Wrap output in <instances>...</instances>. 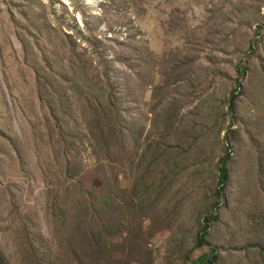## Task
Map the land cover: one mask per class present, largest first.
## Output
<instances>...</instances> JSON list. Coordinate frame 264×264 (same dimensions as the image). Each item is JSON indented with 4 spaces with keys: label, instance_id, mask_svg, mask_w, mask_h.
<instances>
[{
    "label": "rangeland",
    "instance_id": "rangeland-1",
    "mask_svg": "<svg viewBox=\"0 0 264 264\" xmlns=\"http://www.w3.org/2000/svg\"><path fill=\"white\" fill-rule=\"evenodd\" d=\"M263 18L264 0H0V253L6 263L24 260L16 245L21 224L30 228L35 242L40 233L58 254L56 234L44 216L48 169L56 158L49 142L55 145L58 140L57 132L49 138L48 128L56 123L49 108L52 97L61 95L72 108L77 105L65 80L71 78L67 72L72 52L95 57L92 46L75 33L81 30L89 37L87 22L99 39L97 49L118 63H113V82L127 117L142 136L141 152L133 159L141 169L115 175L120 189L132 191L141 179L151 182L163 174L170 175L172 185L163 186L158 203L145 212L140 211L143 200L130 204L127 194L129 206H122L123 215L110 235L111 254L99 256L89 246L77 252L76 260L203 264L210 251L197 248L196 239L215 201L218 162L229 126L224 105L236 80L235 66ZM65 40L74 50L63 46ZM177 65L181 69L173 73ZM148 66L154 69L152 75ZM249 68L232 128L231 180L208 238L220 264H263L259 251L249 248L264 247V42ZM173 104L181 111L179 119L172 116V130L166 133L167 111ZM67 117L63 122L71 124L77 139L73 152L86 169L73 181L83 191L103 195L94 183L104 177L92 170L98 153L96 126L78 120L76 112ZM157 121L161 126L154 129ZM149 138L159 146L155 156L150 154L158 160L154 168L145 160ZM106 178L110 181L109 175ZM82 243L81 238L78 245ZM60 253L63 264H76L67 248Z\"/></svg>",
    "mask_w": 264,
    "mask_h": 264
},
{
    "label": "trees",
    "instance_id": "trees-1",
    "mask_svg": "<svg viewBox=\"0 0 264 264\" xmlns=\"http://www.w3.org/2000/svg\"><path fill=\"white\" fill-rule=\"evenodd\" d=\"M85 29L89 33V37L81 30H77L75 33L81 41H86L92 46L95 57L87 59L86 57H79L77 53L72 52L73 57L69 61L71 69H68L67 72L71 78L70 80L65 78V81L70 83L68 89L73 94L77 105L75 104V108H72L71 103L66 104L65 97L63 98L61 95L52 97V103L49 108L53 119L56 117L54 128H48V132L50 133L49 138H53V134L57 132L58 140L55 142V145H53L54 141L52 139L49 142V148H52V154L56 158L53 160L55 166L51 168L53 171L48 169L50 186L45 190L47 202L44 216L52 234H56L53 242L57 245L58 254H54L51 251L50 248L52 247L47 244L38 232L37 238L39 241L35 242V235L33 236L30 228L21 224L22 227L18 225V240L16 242V245H18L17 252L24 258V260L21 259L22 262L20 260V264H63L64 260L60 252L64 251L65 248L75 258L76 264L82 262L76 260L78 259L77 252H86L89 246L99 256L111 254L110 237L114 234L112 233L114 232L112 230L113 225L115 226L117 219H120L119 215H123L122 206H129L127 205V200L130 204L135 203L136 199H139L140 203H142V200L144 204L149 203V206L145 208L143 207L144 204H141L140 211L145 212L148 211L146 208L150 207L151 203L154 205L158 203L159 196L164 188L163 186L167 188V183L172 185L169 179L170 175L163 174L157 175L155 181L151 180V182L147 177L141 179L132 191H123L120 189L119 176L115 175H124L129 169H133L132 172L134 173L136 172L135 170L141 169V163L138 162L137 165V163L133 162V159L134 157L137 159L139 152H141L139 141L142 136L136 130L134 121H131L127 117L124 102L118 94L115 82H113V63L118 64L117 61L114 60L115 62H112L108 60L106 55L97 49L98 46L96 43H99V39L94 35L93 29L89 27L87 22H85ZM113 33L118 35L115 32ZM263 36L264 18L262 24L257 27L254 37L250 40L249 48L243 55L240 63L235 66L237 73L236 80L224 105L226 109L225 118L229 120V126L225 136V152L218 162L217 181H215L216 186L213 194L215 201L210 206V211L205 213L196 239L197 248L202 249L208 247L210 251L205 256V259L202 260L203 264H220L218 250L208 238L212 234V227L220 219L217 211L223 204V199L231 180L230 166L233 155L231 147L234 142L232 128L238 121V102L243 96V83L246 81L250 70L249 64L253 60L258 47L264 42ZM62 44L65 48L71 47V43L67 44L66 40ZM71 49L74 50L72 47ZM76 56H78V61L74 62ZM26 59L29 61V55ZM189 64H192V62L185 65L189 66ZM148 67L151 70V67ZM176 69L180 70V65H177L173 69V73ZM153 70H151L149 75H152ZM138 76H141V74L138 73ZM164 76L168 79L170 78L169 75ZM93 90L98 91V95H93ZM42 91L40 88V94ZM67 106L71 108H67ZM180 111L176 107V104H173L167 111L170 115L167 114L168 120L164 126L166 133L172 130V116L174 119H179ZM71 112L78 113V120L79 118H83L96 126L98 153L94 154L96 163L92 170L95 175L104 177L101 182L94 183V187L101 190L103 195L83 191L80 185L73 181L78 176L80 177L86 169L82 165L78 152H73L76 149L73 143L76 138L71 134L69 128L71 124L63 122L65 118L68 119L67 116ZM70 122L72 123V121ZM160 126V123L157 121L154 129ZM147 142L148 149L145 153V160L150 161L151 168H154V164L158 160L155 159L153 161L152 158L159 152V146L158 143H151L150 138ZM151 152H155L152 158H150ZM54 168H56L55 171ZM107 175L110 176V181L106 178ZM159 177H162V179L159 180ZM69 181H72V183L66 187L65 185ZM54 185L65 187L59 190L58 188H52ZM127 194L129 196L125 201L124 198ZM154 199L156 201L153 202ZM126 210L127 208H125ZM136 210L132 209V212L135 213ZM117 230L116 232L121 234L119 228ZM81 238L83 239V243L78 245V241ZM90 242L94 246H91L89 244ZM251 249H257L259 251L264 264V247H250L249 250ZM0 264H8L1 253Z\"/></svg>",
    "mask_w": 264,
    "mask_h": 264
}]
</instances>
